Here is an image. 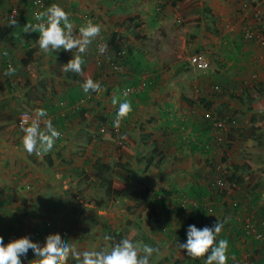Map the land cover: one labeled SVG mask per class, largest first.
I'll list each match as a JSON object with an SVG mask.
<instances>
[{
	"label": "rangeland",
	"instance_id": "374dc122",
	"mask_svg": "<svg viewBox=\"0 0 264 264\" xmlns=\"http://www.w3.org/2000/svg\"><path fill=\"white\" fill-rule=\"evenodd\" d=\"M168 2L166 0H138L133 6L126 7L125 11L121 10L119 12L120 17L118 16L119 18L116 20L118 23L123 22L125 18L135 17L132 16L133 11H137L138 15L132 22L128 23L122 33L127 36L124 40V47L127 48L125 53L126 51L133 53L132 55L127 54L128 57L131 56V62L129 60L126 66L123 67L125 71L115 72L107 63L110 59L104 42L105 39L111 36V30L105 32L101 29L100 37L91 44L98 45L95 46L97 47L96 50L89 51L90 45L88 47V52L93 53L95 68L100 71L99 75L93 76L92 80L101 87V92L99 95H94L85 94L79 84H67L71 82L65 83V81L56 80L59 65L61 71L62 62L67 63L72 58V54L66 52V60L63 59L62 62L57 63L58 53L60 52L44 53L35 41L38 38V33H23L22 27L25 25L23 21L26 20L25 16H27V14H24L27 7L26 1L19 0V3H17L14 0H0V10H3L0 18L2 16V20L8 23L10 7L14 5L19 13L15 26L22 29L18 36L17 33L15 35V45L0 43V61L3 63H0V79L7 77L15 87V93H17V97L12 98L11 93L7 90H2V94L0 92V102L6 105L5 109L1 111H10L15 116L13 122L5 120L0 122V205H3L0 209V236L4 237L5 243L11 239L28 235L42 247L45 238L38 236V233L43 231L42 229L48 221L50 222L48 223L50 224V234H59V230H66L71 222L72 225L76 226L74 228L76 233L66 231L65 237L61 235L64 242L74 244L82 250L98 251L102 248L109 250L114 239H110L107 229L103 227L109 223L111 229H113V225L114 228H117V226L121 228L127 220L124 216L117 217L114 215L111 211L114 206L112 202L105 209L93 205L95 199L106 195L105 187H99L98 183L94 184L92 170L86 173L91 180L89 178L85 179L86 176L82 173V170L89 167L90 162L99 159L114 167L123 177L133 175L132 179L134 185H136L138 181L137 170L141 168L137 165V158L140 157V154H146L149 151V147H146L140 153L137 152V135H144L146 133L144 130L148 126L138 122L137 117L142 109H146V104H154V107H147L146 111L150 115L152 109L153 116L150 117L151 120L159 121H155V125H160V122L167 120L170 122L168 129L174 130L180 127L181 124L180 119L174 116V112L177 108L176 105L180 106L182 104L179 99L182 96L189 105H194L189 107V111L194 110L191 115L200 113L203 108L205 111L203 114L201 113L202 116L211 111L205 108V102H201L199 105L195 103L197 100L194 97H199L203 93L206 99L211 94L214 95L215 93L217 95V93L222 92L215 88L216 78L214 75L216 71L222 74L221 78L232 82L233 93L239 94L241 89H245L247 92V90L252 89L255 83L260 81L259 79H263L264 82V6H258L259 9H256L250 6L249 0H236V8H233L235 12L227 14L231 5L227 8V4L230 2L227 3L226 0H183L174 3V6L170 8L169 5L172 0H168ZM215 2H219L218 17H213L210 12ZM132 4L133 2H131ZM159 15L161 18L156 20L155 17ZM221 15H226L223 20ZM82 17L93 19L94 22L92 23L97 24V19L91 16L90 13L83 12ZM80 20L83 19L80 18ZM135 23H144L141 30L145 36L144 39L133 42L130 36L136 32V28L133 29ZM245 27L251 29L253 33V38L250 40L245 39L243 36ZM77 30L78 28H74V35H77ZM236 32L241 37H236ZM29 47L34 49L38 76L46 77L47 72L55 76L51 82L48 77L44 78L45 80L43 79L55 91L54 94H51L52 89L49 88L44 98L46 100L48 98L52 99V104L57 109H55L54 115L47 114V117L41 120V128H44V120L51 119L54 127L60 132V137L50 152L40 155L36 153L28 154L23 150L22 144L24 133L21 131V123L23 121L26 122L25 126L30 125L35 109L31 105L25 106L26 100L24 105L21 104L23 95H18V93H22V88L17 85V79L22 80L24 83L27 80L25 79L27 73L17 68V65H19V60L25 57V52ZM257 47L262 51L260 59L257 58L255 53V51H259V49H256ZM5 53L7 54L5 55ZM75 54L76 52L73 53V55ZM197 55L201 57L202 68L191 61V58ZM4 63H10L16 69L14 75H4L7 70V68L3 69ZM122 75L125 78H121ZM113 77L115 80L112 83ZM29 79L31 84L26 89H30L31 92H40V87L35 86L37 81H34L33 78ZM201 79L207 83L204 88L201 87ZM130 89H132L131 92ZM261 89H264V85ZM224 90L230 91L227 85ZM150 92L156 95V99L150 100L149 97L146 101V97ZM223 93L220 95H223ZM176 95L178 96L177 100L175 99ZM158 97H164V100L159 102ZM114 98L117 99V104H113ZM125 100L131 103L132 112L121 120V134L118 132L120 126L118 128L113 127V121L116 118L119 103ZM43 103L45 105V102ZM34 104V107L41 105L39 103ZM232 104L237 106L236 102L232 101ZM177 109L181 110L180 108ZM211 109L215 108L211 107ZM218 109H221L220 106H218ZM81 110L85 112L82 113ZM256 111L258 113L257 119L262 123L261 127H264L263 109ZM57 114L62 116L61 119H56ZM67 114L68 116H66ZM249 115L246 114L244 117ZM101 116H104L106 121L101 122ZM18 117H20V120L17 121ZM247 122L248 120H246ZM235 125V127H238V123ZM249 125L250 123L246 127L248 128ZM209 130L215 131L213 128H209ZM262 131L264 133V129ZM112 132L114 133L113 140L104 138V135H112ZM190 133L191 135L194 134L192 130L184 129L183 135L185 138H193L194 135L192 137L188 136ZM162 137L175 138L171 131L166 132ZM220 139L225 141V135H220L219 141ZM168 143L170 144L169 140ZM47 157H50L56 163L53 169L58 174L57 177H61V190L57 189L58 183H56V180V182L47 183V185L43 182L37 184L40 178L28 175L32 172L35 174L36 171L34 170L38 168V165L46 169ZM246 157L250 159V162L257 159L261 163L264 159V150L247 148L245 150ZM25 163L30 164L32 168L29 165L25 166ZM121 165L129 169L125 170ZM25 167L28 169L26 172ZM211 167L212 165L208 169L211 170ZM263 167L260 165L257 170L251 173L254 181L249 183L248 178H246L242 184L244 194L247 195L255 208L259 200L264 204V197L258 199L255 194L258 189L252 192L256 184L259 185L257 188H260L264 183V173L261 172ZM74 170L79 172L77 176L71 175ZM210 170L201 173L199 171L197 173L198 177L192 173L197 178L190 180L187 184L192 185L194 188L197 187L199 190L201 183L198 182V178H200V180H203L205 187L209 186L210 181L209 179L206 181V178H208L207 175H209ZM248 175L250 174L248 173ZM158 176L161 175H155V172L150 169L145 175L142 173L139 181L141 183L145 182L146 179L151 180L152 185L155 186V193H153L156 199L154 207L157 211L164 213L169 206V203L164 201L168 198V192L171 188L169 184L172 182L163 178V176H161V179ZM154 179L157 181L155 184ZM69 190L72 193L70 195L73 197L68 195ZM65 193L67 194L64 195ZM125 200L129 206L134 202L132 195L126 197ZM228 200L226 194L222 197L216 195L214 199L210 200V204L213 203V206L216 207L215 209L211 208L213 218L210 217L209 221L211 223L209 225L222 217L220 214L222 204L227 203ZM71 206L85 209L84 213L77 211L79 209L75 210ZM98 211H100L101 217H97L99 215ZM213 212L215 214H212ZM102 219L106 223L102 222ZM183 223V218L175 215L170 219L168 217L165 220L162 219L158 224L146 223L144 228L135 226V240H133V243L139 248L140 242L137 240L141 239L143 231L149 230L156 241L161 244L169 258L177 257V253L186 256L184 251L180 250L176 244L178 240L184 242L186 239V227ZM105 236H108L109 239L105 240ZM218 239L228 241L227 255L229 260L227 264L231 260L232 264H264V242L251 244L246 243L242 237L232 238L228 228L226 229V225H224ZM256 247L259 251L258 254H256ZM251 255L254 256V261L250 259ZM256 257H261V262H256ZM188 258L191 262L194 261V259ZM38 259H35L32 250L29 249L24 264H37ZM195 260L200 261V264H202L199 258ZM70 264H75V262L72 261ZM163 264L170 263L165 261Z\"/></svg>",
	"mask_w": 264,
	"mask_h": 264
},
{
	"label": "trees",
	"instance_id": "16d2710c",
	"mask_svg": "<svg viewBox=\"0 0 264 264\" xmlns=\"http://www.w3.org/2000/svg\"><path fill=\"white\" fill-rule=\"evenodd\" d=\"M183 0H172L173 4L177 2H182ZM253 2H256L257 0H252ZM130 20L126 21L123 26H118L114 25L113 29H111V36L108 39H105L104 46L107 51V55L110 59V61H107V63L112 67L113 65H122L123 67L126 66L128 63V60H130V57H128L127 54H130L128 51L125 53V49L127 48L124 47V40L127 38V36L123 33V30L127 27L126 24ZM32 23V20L29 22ZM134 27H137V24H134ZM15 29L16 26L11 24L10 21L4 25H0V43H8L9 45H15ZM139 36H137V32L132 33L130 36L131 39L137 40ZM65 53L66 51L61 50L60 53H58V58H57V63H60L64 58H65ZM0 63H2L0 61ZM3 64V63H2ZM19 69L20 67L24 72L27 73V76L29 78H33L34 81H37L35 83V86L40 87V92H31L29 91L30 89H26L27 86H29L30 79L27 78V80L22 82V80L17 79V85L21 86L22 88V93L19 92L18 95H23L21 98L22 102L21 104L24 105L25 101V106H33V108L36 110L38 108L44 109L47 114L54 115V112H56L55 107L52 104V99L48 98L45 100V105L44 107H34V103H40V101L43 103V99L48 93V89L51 90V94H54L55 91L53 90L51 85H48V82H44L43 79L47 78L50 79V82L52 79H54L55 76H52L47 72L46 77L38 76L37 68L35 66V58H34V49L29 47V49L25 52V57L20 60L19 62ZM3 66V65H2ZM4 68H8L7 64L4 63ZM18 68V67H17ZM18 69V70H19ZM122 70L125 71V68H122ZM50 72H52L50 70ZM116 72V71H115ZM47 79V80H48ZM45 80V79H44ZM56 80L57 81H65V82H71V83H76L79 84L80 86L83 84L84 80H86L82 75L71 73V72H62V73H57L56 75ZM217 89L222 91L221 93L224 92V96L227 99H230L231 101H234L237 103V108L233 111L230 109L222 112V111H214L213 113H208L206 115L202 116V119H204V124H206V130L205 131H210L209 128H213L215 130L216 134L213 136L214 139H212L210 142H203L201 138H198L197 136H194L193 138H185L183 135L184 129L180 126L171 132H173V136L175 138H170L168 137L167 139L170 141V144L174 143H183V144H190L193 145L194 150H200L203 153H209L210 149L215 148L218 151H226L227 145L229 143V133H232L236 130L235 129V124L238 123V115H246L250 114L251 116L249 117V123L250 126L247 128V136L252 139L253 144H258L259 146L263 145L264 142V133L262 129L264 127H261L260 121L257 119V111L254 110L251 106L252 98L248 97L247 94L243 91L241 93H233L230 91L225 92L224 88H222L220 85H216ZM2 90H7L8 92L11 93L12 98L17 97V93H15L16 89L13 86V84L10 82L7 77L5 79H0V92L2 94ZM256 91L260 93V90L258 87L255 88ZM219 91V92H220ZM219 93V95L221 94ZM32 95V96H31ZM50 99V100H49ZM49 100V101H48ZM47 101V104H46ZM196 103L199 105L200 102L196 101ZM44 104V103H43ZM208 105V103H206ZM5 103L0 102V122L2 121H7V122H13V119L15 116L12 114L10 111H1L5 109ZM26 107V108H27ZM82 113L85 111L81 110ZM228 111V112H227ZM3 112V113H2ZM7 113V114H5ZM264 114V113H263ZM68 116V114L66 115ZM61 115L57 114L56 119L60 118ZM205 117V118H204ZM264 117V116H263ZM100 121L104 122L106 121V118L104 116L100 117ZM17 121L20 120V117L16 119ZM234 121V124L231 122ZM259 121V122H258ZM221 124H227L231 125L229 130L227 132H224L221 126L218 125V123ZM26 125V124H25ZM181 125V124H180ZM235 125V126H234ZM209 127V128H208ZM122 127L120 126L118 128V132H122ZM246 129V128H245ZM232 131V132H231ZM122 134V133H121ZM227 134V135H226ZM229 134V135H228ZM220 135H226V140L223 141L220 138ZM106 139L113 140L114 139V133L112 132V135H104ZM144 136V135H143ZM238 137H241L240 135H237ZM211 144V145H210ZM145 148L149 147V151L140 156L138 158V164L141 168L137 170V184L134 185L133 181V175H129L126 177H123L121 173H118L114 167H111L109 164L104 163V161L96 159L95 161L90 162V166L83 169L82 173L85 174L86 180L89 178V175H86L88 171L92 170V176H93V182L94 184L99 185V187H105V193L106 195H103L100 198L95 199L93 202V205L97 208H103L108 206L110 202L114 203L113 209L111 211L116 215L117 217H122L124 216L125 219L127 220L124 225L119 228L113 229L110 228L109 223L104 229H107L110 239L113 238L111 245L113 246L115 243H118L121 239H129L133 242L134 235H135V229L134 227L136 226L137 228H144L146 223H150L151 225L153 224H158L163 220H165L167 217L170 219L171 217L175 215H179L181 218H183V225L187 228L188 224H196L197 227H202L204 225H209L211 221H209L211 216V208L215 207L213 206V203H211V199L215 198L216 195H220L221 197L226 194L227 198H229L228 202L225 204H222V212L221 218L219 219L223 225H226V229L228 228V232L230 234V237L235 238V237H242L244 238V241L246 243H251V244H256L258 243H263L264 239H259L256 238L255 235L252 234L253 227H256V231L259 232L260 234L264 235V225H262V222H264V213L261 212V208H264V204L261 203L257 208H255L254 204L250 202L248 199L247 195L244 194L243 192V187H242V181L245 180V176H241L243 172L253 170L255 167L253 165H247L245 163L239 164V165H229L226 164V157L225 155H221V158H219L218 164H214L211 167V170L208 169L209 166H211V163L208 162V164L203 165V168L207 171H209L208 178H206V181H210L209 186H204V183L200 184L199 191L187 193V192H178L174 190H170L168 192V198L164 201L169 203L168 208L166 209V212L161 213L160 211H157L154 207V201L156 200L154 198L153 193H155V189L151 183V180H147L145 182L139 181L142 173L145 175L150 169H154L158 175L161 176H168V181H175L177 179V176L181 180H185L186 175L181 174V175H175L172 174V172L164 174L166 170H169L170 167L173 166L174 162L176 161L177 157L174 153L169 152L168 149L166 150H157L156 146L152 141H147L144 143ZM205 148V146H207ZM223 146V147H222ZM202 153V154H203ZM206 153V154H207ZM205 155V154H203ZM204 160V158H202ZM212 159V158H211ZM142 160V161H141ZM223 163V166H220V163ZM225 163V164H224ZM55 162L50 157H47L46 160V169L42 168L40 165H38L36 168L37 170H41L43 175L45 176V180L48 179L47 183H52L50 179L56 180L55 182L58 183V188L61 190V177L56 176V172L53 169ZM58 165V163H57ZM120 165V164H119ZM121 167L125 170L129 169L126 168L124 165H121ZM121 169V168H120ZM202 167L198 168V166L195 168L194 174L197 175V173L200 171L203 172ZM56 173V174H54ZM21 176H23L22 173H20ZM79 174L78 171H73L71 175L77 176ZM163 174V175H162ZM58 178V179H55ZM176 178V179H175ZM90 179V178H89ZM91 180V179H90ZM40 180L37 181L39 183ZM203 181V180H202ZM217 181H220L223 185H226L224 188H220L217 184ZM154 184L157 181H153ZM45 183V182H44ZM235 183L236 187L234 188V192L229 194L227 193V187L228 185H231ZM171 187L174 185L172 183ZM13 186V185H12ZM52 186V185H50ZM137 186V187H136ZM259 185L256 184V186L253 188V190L258 189ZM47 187V186H46ZM13 188V187H12ZM76 192V191H75ZM68 195L70 197V190L68 191ZM65 193L64 195H66ZM253 194V193H252ZM133 196L134 202L132 203L131 206L126 204V197ZM241 195V196H238ZM153 197V198H152ZM188 200L192 201L193 203H190ZM163 202V203H164ZM2 204L0 205V209H2ZM74 207L75 210L79 212H83L85 209H80L79 207L71 206ZM255 208V210H254ZM221 211V210H220ZM116 212V213H115ZM119 213V214H117ZM137 213V214H136ZM212 214H215L214 212ZM260 214V215H258ZM102 215H97V217H101ZM100 219V218H99ZM109 221V220H108ZM102 222L106 221L102 219ZM110 222V221H109ZM112 222V221H111ZM48 223H50L48 221ZM43 227V231L38 233V236L46 237L47 235L50 234L49 232V225L48 224ZM162 225V224H161ZM163 226V225H162ZM253 226V227H252ZM76 226L72 225L70 222L68 224V227L66 230H59L60 236H66V231L67 232H75L74 228ZM249 230V233L246 232V230ZM234 236V237H233ZM140 242L139 249L143 247L144 244H147L149 246H153L159 249L157 253H154L152 257H150L149 264H163V262H168L170 264H181L179 262V258L176 256L173 257H168V255L164 252V249L162 248L161 244L156 241V238L154 235H151L150 231H143L142 232V237L140 240H137ZM254 241V242H253ZM248 247V246H247ZM264 248V247H263ZM258 248L256 247V254H258ZM140 255H143L142 252L139 253ZM252 256V255H251ZM252 260L253 257H250ZM229 264H232V260L229 261ZM182 264H200L198 260H195V262H182Z\"/></svg>",
	"mask_w": 264,
	"mask_h": 264
},
{
	"label": "clouds",
	"instance_id": "9594fccd",
	"mask_svg": "<svg viewBox=\"0 0 264 264\" xmlns=\"http://www.w3.org/2000/svg\"><path fill=\"white\" fill-rule=\"evenodd\" d=\"M29 2L30 0L28 4ZM29 16L31 19L30 10ZM70 16L71 13L60 5L52 4L45 10L34 13L35 23L25 24L22 27L23 33H38V38L35 41L44 53L60 52L61 50L71 52L72 58L66 64L61 65L62 70L82 75V65L85 63L84 55L89 45L100 37L101 28L98 24L89 21L78 29V36L74 35V25ZM11 24L16 25V20L13 19ZM73 49L76 50L75 55H73ZM15 71L14 67L9 66L4 75H14ZM81 87L85 94L99 95L101 92V87L91 78L84 80ZM113 104H117L116 98L113 99ZM131 112L130 102L127 100L120 102L113 127L118 128L121 120ZM45 117H47V112L38 108L34 112L30 125L25 126L26 122L23 121L21 123V131L24 133L23 150L28 154L40 155L50 152L60 137V132L54 127L51 119L44 120V128H41V120ZM223 227V223L218 219L211 225L199 228L194 223L188 224L185 230L186 239L184 242L178 240L177 247L191 259L199 258L202 264H227L229 260L228 241L218 239ZM104 239L107 240L109 237L105 236ZM29 249L32 250L35 259L39 258L37 264H70L72 261L75 264H149L150 257L159 251L158 248L147 244L138 249L136 244L127 238L121 239L109 250L102 248L98 251H88L69 244V242H64L59 234L47 235L42 247L28 235L11 239L7 243H5L4 237L0 236V264H24ZM140 252L143 255H140Z\"/></svg>",
	"mask_w": 264,
	"mask_h": 264
},
{
	"label": "crops",
	"instance_id": "0c3cea01",
	"mask_svg": "<svg viewBox=\"0 0 264 264\" xmlns=\"http://www.w3.org/2000/svg\"><path fill=\"white\" fill-rule=\"evenodd\" d=\"M14 1L19 3V0H14ZM21 1H24V2L26 1V4H27L26 11L24 13V14H27V16H25L26 20L23 21L25 24H27L30 22L29 13H28L30 10L29 4H28L29 0H21ZM43 1L45 3L46 7L51 6L52 4H58L62 8H64L67 12L71 13L70 19L72 20L73 25H75L74 28H78V29L81 26H85L87 24V19H90L88 17H87V19L82 17L83 12L90 13L91 16H94L95 19H97V24L105 32H107L109 29L110 30L113 29L114 25H118L121 27L128 20H130L128 22V23H130V22H132L133 19L137 18V16H138L137 11H133L132 16H135V17L125 18V20L123 22H120V23H118L116 21L120 17L119 12L121 10L125 11L126 7L133 6L134 3L137 2L138 0H43ZM226 1H227V3L228 2L231 3V4L230 3L227 4V8L229 7V5H231L229 10L227 11V14H231L232 12H235V10L233 8H236V6H235L236 0H226ZM131 2H133L132 5H131ZM166 2L169 3L168 0H166ZM249 2H250L249 3L250 6L256 8V9H259L258 6H262V7L264 6V0H257L256 2L249 0ZM218 4H219V2L213 3L212 9L210 11L212 13L213 17L219 16V14H218L219 11L217 9ZM173 6H174V4H173V2H171L169 5V8L173 7ZM223 11H226V10H223ZM2 12H3V10H0V14ZM129 13H131V11H129ZM254 15H256V14H254ZM225 16L221 15L222 20H223V18H225ZM80 18H82L83 20H80ZM160 18H161L160 15L155 17L156 20H159ZM114 19H115V21H114ZM128 23L126 24V26L128 25ZM4 24H6V23L2 20V16H1L0 25H4ZM135 24H137L136 32H137V36H139L137 38V40L138 39H144L145 34L141 30L142 27L144 26V23H135ZM74 28H73V30H74ZM133 29H135L134 25H133ZM21 30H22L21 28L17 27L15 29V35L17 33V36H18V34L21 32ZM32 34H34V33H32ZM78 35H79V32L77 33V36ZM235 35H236V37L240 36V34L237 32ZM135 41L136 40H133V42H135ZM95 46H98V45H96V44L91 45L90 44L89 51H93V49L96 50L97 47H95ZM256 49H259V51H257V52L255 51V53H256L257 58L260 59L262 57V51L259 47H257ZM75 52H76V50L73 49V53H75ZM130 52H131V50H130ZM67 54H71V52H67ZM132 54L133 53H130V55H132ZM92 55H93V53H89L88 50H87L86 54L84 55L85 63L82 65V68H83L82 76L85 79H88V78L93 79V76H95V75L98 76L99 72H100L99 70H97V68H95V65H94L95 62L93 60ZM66 56H65L64 60H66ZM20 60H19V62H20ZM130 62H131V56H130ZM62 63L66 64L65 61H63ZM19 66L20 65H17L18 68H19ZM20 70L22 71L21 67H20ZM60 72H63V70L61 69V71H60V65H59L58 73H60ZM221 75L222 74H220L218 71L215 72L214 76L216 78L215 79L216 83L215 82L214 83L216 85L217 84L220 85L222 88H224L227 85L229 90L232 92V90H233L232 82L228 79L221 78ZM27 78H28V76H25V79H27ZM121 78H125V77H123V75H122ZM114 80H115V78L113 77L112 83L114 82ZM259 80L260 81L258 83H255V85L252 87V89L247 90V92L245 91V89H241L239 91V93H241V91H243L247 94L248 97L252 98L251 106L254 110L263 109V112H264V89L263 90L261 89L262 85H264V82H263V79H259ZM65 83H67V82H65ZM191 83L194 84L193 82H191ZM67 84H76V83H67ZM206 84H207L206 81H204V80L201 81V87L204 88L206 86ZM259 86H261V87H259ZM256 87L259 88L260 93L255 90ZM230 91H229V93H230ZM204 95L205 94L201 93L199 95V97H194V99L196 98V100L199 101L200 103L201 102L208 103V105H206L205 108H207L208 110H211L209 113H213V111H217V112L219 111L220 112L221 110H222V112H224L228 109L233 111L237 108L236 106H234V104H232V101L230 99H227L224 96V93H223V95H219L218 93H217V95H215V93H214V95L211 94L206 99L204 98ZM178 96H180V95L178 94ZM178 96L176 95V98H175L176 100L178 99ZM149 97H150V100L156 99L155 98L156 95L152 92H150L147 95L146 101ZM179 99L181 100L182 104L180 106L176 105V107L180 108L181 110L176 108L175 112H174V116H176L177 119L178 118L180 119V121H181L180 126L185 130L186 129L192 130V132L194 133L193 135L201 138L203 140V142H207V141L210 142L212 139H214L213 136L216 134L215 131H208V132L205 131L206 130V124H204L205 122H204V119H202V115H201V113L203 114L205 109L203 108V109H201L200 113H196L195 115H193V114L191 115V113H194V110L189 111V107L194 106V105H189L187 103V101L185 99H183V96ZM45 100L46 99H43L44 102H45ZM163 100H164V97H158L159 102H162ZM39 104H41L39 106L44 107V105L41 101ZM46 104H47V101H46ZM149 105L146 104V109H147V107H154V104L153 105L149 104ZM218 106H220V108H221L220 110L218 109ZM201 107H204V106H201ZM211 107H214L215 109L212 110ZM146 109H142L140 111V115L137 117L138 122H140V123L142 122V123H144V125H148L146 130H144V132H146V133H144V136L143 135L142 136L137 135V152L140 153L143 150V148H145V145H144L145 142L152 141L154 143V145L156 146L157 150L168 149L169 152L174 153L176 155L177 159L174 162L173 166L170 167L169 170H166L164 172V174H166V173L170 174V172H172V174H175L176 176L184 174V175H186V177H185L186 179L181 180L177 176V179L175 178L176 179L175 181L171 180V182L174 185L171 187V184H169L171 187L170 190H174V191H178V192H187V193L199 191L197 189V187L194 188L192 185H188L190 180H195L198 177V174H197V177H195L192 173L195 172V168L197 166H198V168L202 167V169L205 170L203 168V165L208 164V162H210L211 165L218 164L219 158H221V154H223V156L225 155L226 164L233 166V165H239V164L245 163L247 165L249 164V165H253L255 167L253 170L244 172V174L247 176L244 178L245 179L248 178L249 183L254 181L251 173L254 172V170H257L258 166L261 165L263 167V165H264V159L260 163V161H258L257 159L255 161L250 162V159H248V157L245 158V150L247 148L264 150V142H263L262 146H259L258 144H253L252 139H250L247 136V127L246 126L249 123V117L251 115H249L248 117H244L240 114L238 115V119H239L238 127H235L236 130L232 129V131H234V132L231 131L232 133H229L230 135L228 134L229 135L228 136L229 137V143L227 145L226 151L224 150L222 152H220V151L217 152V150L215 148H213V149L209 150L210 151L209 153L206 152L207 153L206 154V153L201 152L200 150L199 151L194 150L193 145H190L188 143L183 144L181 142L179 144L178 143L177 144L176 143L169 144L168 139L163 138L162 135L166 134V132L168 133L169 131H172L171 129H168V126H169L168 124L170 122L167 120H164L163 122H160V125H157V124L155 125L154 122L155 121L159 122V121L154 120V119L151 120V118L153 116L152 115L153 114L152 109H151L150 115L147 114L148 111H146ZM187 112H188V114H187ZM180 116H182V117L180 118ZM246 120H248L247 123H246ZM149 123H150V125H149ZM141 126L143 127V125H141ZM140 132H142V131H140ZM193 135H191V133H190L188 136L192 137ZM237 135H240L241 137H238ZM243 140L245 141L244 143H243ZM206 147H208V145L205 146V148ZM202 153L205 155H203ZM142 155H144V154H140V156H142ZM202 158H204V160ZM137 164H138V158H137ZM28 165L32 168V166L30 164L25 163V166H28ZM220 166H223L222 162L220 163ZM27 170L28 169H26V167H25V172ZM151 170L153 172H155V175L157 174V172L154 169H151ZM34 171H36L35 174H33V172H32V173H28V175L33 176V177L37 176V178L38 177L41 178V182H39V183H42V182L46 183L48 181V179L45 180V178H44L45 176L43 175L44 173H42L41 170H37L35 168ZM205 171H203V172H205ZM261 172L264 173V167H263V171H261ZM248 173L250 175H248ZM54 174H56V173H54ZM242 174H241V176H245L244 174L243 175ZM56 176H58V174H56ZM158 177L160 179L162 178L161 176H158ZM163 178L168 179V176L167 175L163 176ZM147 180H149V179H147ZM50 181L55 182L54 179H50ZM162 181H167V180H162ZM198 182L203 183V181L200 180V178H198ZM244 182H245V180L242 181L241 183L243 184ZM263 182H264V180H263ZM255 191L256 190H252V192H255ZM233 192L234 191L230 192L229 194H231ZM255 194H256L258 199L259 198L262 199L264 197V183L262 186H260V188H258V190L256 191ZM238 196H241V195H238ZM261 203L262 202H260V200H259V203L256 205V208ZM260 210H261L260 213H262V212L264 213V208L263 209L261 208ZM98 213L100 214V211H98ZM258 215H260V214H258ZM113 227H114V225H113ZM251 257H253L252 261H254V256L252 255ZM261 257H263V256H261ZM261 257H256L255 261L261 262V260H262ZM177 258H179V262L181 264H182V262H185V263L188 262L189 263V261H190L188 257L183 256L181 253H177ZM192 262H195V259Z\"/></svg>",
	"mask_w": 264,
	"mask_h": 264
},
{
	"label": "built area",
	"instance_id": "2783aa9c",
	"mask_svg": "<svg viewBox=\"0 0 264 264\" xmlns=\"http://www.w3.org/2000/svg\"><path fill=\"white\" fill-rule=\"evenodd\" d=\"M29 6H30V14H31L32 23H35V21L33 20V14L45 10V8H46L45 3H44L43 0H30V2H29ZM18 14H19V13H18V9H17L15 6L11 7V9H10V11H9V15H8V20H9L10 22H11L13 19L17 20L18 17H19ZM255 16H256V15H255ZM89 21L94 22L93 19H87V22H89ZM243 36H244L245 39H248V40L252 39V38H253V33H252L251 29H248V28L245 27L244 30H243ZM263 44H264V42H263ZM200 60H201V57H200L199 55H197V56H193V57L191 58L192 63L198 65L199 68H202L203 66H202ZM6 64H7V67L11 66L10 63H6ZM112 68H113L115 71H117V72L123 71V70H122V68H123L122 65H113ZM215 88L217 89V87H215ZM127 89H128V88H127ZM131 91H132V89H130V92H131ZM231 123L234 124V121H232ZM218 125L221 126V128L223 129L224 132H227V131L229 130L230 126H231L230 124H229V125H227V124H221L220 122L218 123ZM226 135H227V134H226ZM226 135H225V136H226ZM217 184H218V186H219L220 188H224V187L226 186V185H223L220 181H217ZM227 187H229V188L227 189V191L232 192V191H234V188L236 187V184L233 183V184H231V185H228ZM188 201H189L190 203H193V202L190 201V200H188ZM209 204H210V203H209ZM210 205H211V204H210ZM262 225H264V222H262ZM252 227H253V226H252ZM246 232L249 233V230L247 229ZM252 234L255 235L256 238L264 239V235H262V234H260L259 232H257L255 226L253 227Z\"/></svg>",
	"mask_w": 264,
	"mask_h": 264
}]
</instances>
